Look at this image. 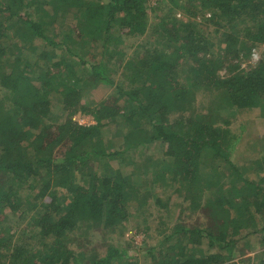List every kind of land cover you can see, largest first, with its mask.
Masks as SVG:
<instances>
[{
    "label": "trees",
    "instance_id": "trees-1",
    "mask_svg": "<svg viewBox=\"0 0 264 264\" xmlns=\"http://www.w3.org/2000/svg\"><path fill=\"white\" fill-rule=\"evenodd\" d=\"M148 2L0 0V264H137L109 241L103 254L83 244L168 211L171 196L208 221L159 230L149 264H264V136L247 165L232 160L238 114L264 118V0ZM99 82L108 97L82 104ZM19 213L30 230H15Z\"/></svg>",
    "mask_w": 264,
    "mask_h": 264
},
{
    "label": "rangeland",
    "instance_id": "rangeland-1",
    "mask_svg": "<svg viewBox=\"0 0 264 264\" xmlns=\"http://www.w3.org/2000/svg\"><path fill=\"white\" fill-rule=\"evenodd\" d=\"M158 0H149V4L151 6L155 5ZM176 18H182V19H187L186 14L182 10H177L176 12ZM210 16V13H205V15L202 14H196L193 19L196 21H202L205 18H208ZM61 22H66V24H71L73 25L75 21L71 17V14L68 15V17ZM204 22V21H203ZM57 28L58 30L60 29V24H58ZM58 30H55V33L58 32ZM208 30V29H207ZM214 30V26L209 27V31L212 32ZM5 42L3 43V45ZM96 50V51H95ZM263 49L258 48L256 49L258 56L259 53H261ZM102 49L99 44H94V46L91 49V53H101ZM48 60H40V65H49V62H53L56 59L53 58L50 60L51 57H54L55 51H48L47 52ZM132 53V50L127 51V55ZM104 55V53H103ZM107 54H105L106 56ZM101 55H98L96 59L98 60ZM104 57V56H103ZM107 57V56H106ZM114 62L118 64L119 62V56H116V58L112 59ZM117 60V61H115ZM254 63V60L251 59L248 62L242 63L241 67L247 70L249 68L248 64ZM122 66V64H120ZM119 65H117L118 67ZM223 73V71H221ZM123 71L122 68L118 70L117 75L114 77L115 79L122 78ZM125 78V76H124ZM90 83L87 84V86L84 88V90H81V99L80 102L84 105L88 106H93L100 102L103 99H106L108 97L109 91H110V86L99 82L96 85H91L89 86ZM57 97V96H56ZM198 99L200 98L199 102L204 101V95L202 93H199L197 95ZM120 105H121V100H120ZM51 111L53 114L51 116H56L58 117H63V113L61 111L60 105H59V99L58 97L52 98V104H51ZM254 112L252 113H243V114H238V120L235 121L234 128L238 129L239 126L240 128L243 127L242 133L243 136H241V139L235 148L233 155H232V160L235 161L237 164H244L247 165L249 161L253 158H256V151L257 148L261 145V139L264 136V118L258 116V109H254ZM73 119L78 121L81 124H93L94 120L88 116V115H83V114H76L73 116ZM114 144L118 145V141L114 140ZM154 145H151L150 147V152L152 153H157L161 151L155 150ZM160 155V154H159ZM260 176L263 175L262 173L259 174ZM259 176V177H260ZM251 177L254 179H258V176L255 177V172L252 170L251 171ZM169 208L168 211L165 210L164 207H162V210L159 212L158 216L153 215L148 221L143 218H145L146 213L144 212L141 216L138 217H133L130 216V218L126 221L123 234L119 235V233L116 231L111 234V238H109L107 235L104 234H99L95 233L94 236L92 237L93 242L95 244H90L89 246H86V244H83V249H86V252H89L88 249L90 248H95L96 251L99 253L103 254L105 253L106 246H104V243L107 241L113 243L116 245L117 249L120 250H125L126 255L123 257L125 261H133L136 262L137 264H149V256H147L146 252L149 251V248H153L152 250L154 251L155 247L158 245V242L162 239V236L159 234V230L164 229L172 225L175 221H179L178 219L180 218V222L186 224L187 226H205L208 219L203 211H198L197 213H192L187 210L181 211V198L176 197V196H171L169 199ZM17 223L15 226L16 231H26V229H31V226L29 224L28 218H24L20 213L16 217ZM145 224H147L148 227H150L152 233L145 234L144 230H142L143 227H145ZM85 239V238H83ZM86 242V241H85ZM257 246V245H256ZM74 248L76 250V244L74 245ZM200 249L204 252H208V248L206 246V241L200 246ZM217 248L214 247L213 251H216ZM156 251V250H155ZM250 254H245L246 256L252 255V252H249ZM145 255V256H143ZM239 257H235L233 261H237Z\"/></svg>",
    "mask_w": 264,
    "mask_h": 264
},
{
    "label": "built area",
    "instance_id": "built-area-1",
    "mask_svg": "<svg viewBox=\"0 0 264 264\" xmlns=\"http://www.w3.org/2000/svg\"><path fill=\"white\" fill-rule=\"evenodd\" d=\"M251 57L254 61H256L259 58L258 53L255 49L252 51Z\"/></svg>",
    "mask_w": 264,
    "mask_h": 264
},
{
    "label": "clouds",
    "instance_id": "clouds-1",
    "mask_svg": "<svg viewBox=\"0 0 264 264\" xmlns=\"http://www.w3.org/2000/svg\"><path fill=\"white\" fill-rule=\"evenodd\" d=\"M256 50V49H255Z\"/></svg>",
    "mask_w": 264,
    "mask_h": 264
}]
</instances>
